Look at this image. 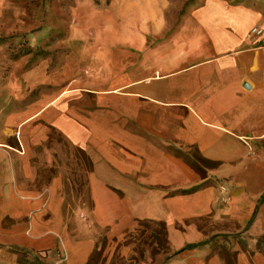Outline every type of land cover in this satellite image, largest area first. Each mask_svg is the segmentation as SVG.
<instances>
[{
  "label": "crops",
  "instance_id": "1",
  "mask_svg": "<svg viewBox=\"0 0 264 264\" xmlns=\"http://www.w3.org/2000/svg\"><path fill=\"white\" fill-rule=\"evenodd\" d=\"M110 2L126 35L66 42L0 108V264H87L97 237L83 227L119 241L141 222L163 228V264H264L263 14L205 0L168 34V0ZM54 133L90 161L75 234ZM190 153L212 165L201 174Z\"/></svg>",
  "mask_w": 264,
  "mask_h": 264
},
{
  "label": "rangeland",
  "instance_id": "2",
  "mask_svg": "<svg viewBox=\"0 0 264 264\" xmlns=\"http://www.w3.org/2000/svg\"><path fill=\"white\" fill-rule=\"evenodd\" d=\"M203 1L168 0L167 33L176 29L185 14ZM226 1L252 6L264 16V0ZM110 4V0H0V108L9 101L10 85L20 73L47 56L55 55L60 59L66 42L76 43L84 33L91 36L92 43L96 39L108 43L112 37L107 29H119V26L122 29L119 33L126 35L123 32L125 19L117 21ZM52 137L54 142H59L52 170L63 175L65 215L69 228L75 234L76 215L77 218L81 212L87 215L91 209L85 177L89 165L82 151L67 147L56 133ZM190 155L188 158H193V165L201 174L204 173L202 168L212 165L195 153ZM79 218L82 219L80 215ZM84 220L89 222V216ZM89 230L97 238L88 264H162L171 255L161 226L141 222L134 230L122 235L123 239L119 241L112 240L107 228L91 224L82 228V232ZM228 241H213L212 250L231 262V244ZM261 241L264 249V235Z\"/></svg>",
  "mask_w": 264,
  "mask_h": 264
},
{
  "label": "built area",
  "instance_id": "3",
  "mask_svg": "<svg viewBox=\"0 0 264 264\" xmlns=\"http://www.w3.org/2000/svg\"><path fill=\"white\" fill-rule=\"evenodd\" d=\"M252 33H256V34H258V33H260V29H258V28H253V29H252ZM52 264H64V263H63V258H58V259L55 260Z\"/></svg>",
  "mask_w": 264,
  "mask_h": 264
},
{
  "label": "trees",
  "instance_id": "4",
  "mask_svg": "<svg viewBox=\"0 0 264 264\" xmlns=\"http://www.w3.org/2000/svg\"><path fill=\"white\" fill-rule=\"evenodd\" d=\"M84 154V153H83ZM86 161L88 162V165H89V169H90V161H89V159L87 158V156H86ZM89 171V170H88ZM91 206H92V203H91ZM249 225H247L245 228H247ZM173 254H171L170 256H169V258L172 256ZM169 258H167V260L166 261H168V259ZM90 260V259H89ZM166 261H164L163 263H165ZM89 262V261H88ZM162 263V264H163ZM88 264V263H87Z\"/></svg>",
  "mask_w": 264,
  "mask_h": 264
}]
</instances>
